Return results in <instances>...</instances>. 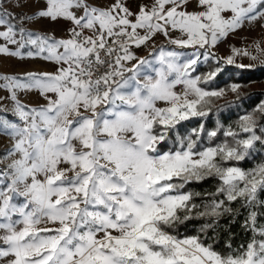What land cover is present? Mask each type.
<instances>
[{
  "label": "snow or ice",
  "instance_id": "6c2138e0",
  "mask_svg": "<svg viewBox=\"0 0 264 264\" xmlns=\"http://www.w3.org/2000/svg\"><path fill=\"white\" fill-rule=\"evenodd\" d=\"M257 20L264 0H0V57L55 65L0 62V264H264V161L239 164L264 146V102L215 146H200L201 126L161 147L224 94L201 86L218 70L193 75L201 59L219 63L212 48ZM42 21L65 34L29 27ZM157 35L192 51L156 47ZM231 51L227 64L257 59ZM208 180L211 192L190 188ZM194 219L199 234L179 236Z\"/></svg>",
  "mask_w": 264,
  "mask_h": 264
},
{
  "label": "trees",
  "instance_id": "16d2710c",
  "mask_svg": "<svg viewBox=\"0 0 264 264\" xmlns=\"http://www.w3.org/2000/svg\"><path fill=\"white\" fill-rule=\"evenodd\" d=\"M222 64L226 65V63L220 59L219 64L216 65L218 66ZM216 65L212 63V61H209L208 65H206L200 70L204 71L208 69V66L213 67ZM228 67H231V69H229L230 71H226L224 77L218 83L210 82L209 84H207L206 88L208 90L223 88L231 83L255 82L264 79V68L259 70H244L242 71L241 74L238 75L236 74V71H238L236 67L233 66H228ZM228 73H230L229 76H225ZM263 101H264V94L249 95L241 98L236 102L223 104L220 107V109L223 110H221L222 113H220L219 116L212 115L210 118L206 120L182 121L176 126L175 133L172 132L169 133L170 138L166 141L165 144L161 145V147L167 148L173 146L175 144V139L177 138V136H185V137L192 136L193 130L199 129L201 126H203L204 131L199 138L200 146L201 147H206L209 145L215 146V144L220 142L221 139H230L222 136L223 131L227 130L228 128L237 130V125L239 123L240 117L245 113L253 111ZM217 112L218 110L214 111V113ZM217 129H220L221 135L214 139L208 138L206 133ZM260 161H264V146L257 144L253 156L246 159L245 161L239 162V164L244 168H251ZM215 186H216L215 180H208L203 183L192 184L190 185V188L194 191L211 192L214 190ZM199 202H200V198H197V203ZM201 223L202 221L200 220H195V219L189 220L185 224L179 225L176 229V232L181 237L196 236L199 234V228Z\"/></svg>",
  "mask_w": 264,
  "mask_h": 264
},
{
  "label": "rangeland",
  "instance_id": "374dc122",
  "mask_svg": "<svg viewBox=\"0 0 264 264\" xmlns=\"http://www.w3.org/2000/svg\"><path fill=\"white\" fill-rule=\"evenodd\" d=\"M11 11L19 13V12H31L33 9L31 8H14L11 6V4L6 5ZM30 28L33 30H38V31H47L49 33H55L56 37L59 38L65 34V26L63 25H51L47 21H42L39 23H34L29 25ZM159 47V43H157V46ZM153 49L151 50V52ZM192 50H187L185 52L190 53ZM149 55V54H148ZM147 55V56H148ZM218 58V57H217ZM220 60V58H219ZM212 61V63L219 64L217 63L216 60L209 59L208 61H204L203 58L201 59L199 65L197 66V71L193 75L199 74V75H205L210 71H217V75L213 80L210 82L213 83H218L223 77L226 71H230L231 67H228L229 65L226 63L222 65H216V66H208V69L201 71L203 67L208 65V62ZM0 62H2V70L8 73H20L23 74L25 71H54L55 70V65L52 62L45 61L43 59L37 58V59H25L23 61L17 59V58H3L0 57ZM264 67H261V64L256 66V68L250 69V68H237L238 71H236V74H241L242 71L244 70H259ZM230 73H228L225 76H229ZM209 82V83H210ZM208 83V84H209ZM232 84H239L241 87L239 88L238 92H232L230 90V85ZM202 87H205L207 85H201ZM207 89V88H206ZM224 90V94L220 98H213L210 107V111L208 112L207 116H195V117H190L188 120H206L210 118L212 115L219 116L220 113H222L220 107L225 104V103H230V102H236L240 100L241 98L249 95H262L264 94V79L260 81H255V82H243V83H231L223 88H219ZM219 89H213V90H219ZM183 90V85H178L175 89L177 92H181ZM208 90V89H207ZM191 98V97H190ZM21 99L24 103L30 105V106H37L40 104H43L44 101L40 98L38 93H29V94H22ZM264 102V101H263ZM157 106H167L165 102H157ZM10 107V106H9ZM215 110H218L217 113H214ZM9 119H14V117L9 116ZM186 120V121H188ZM211 132V131H210ZM207 134V133H206ZM242 136H246L247 134L241 133ZM208 136V135H207ZM209 138V137H208ZM10 141L8 140L7 137L5 136H0V151H3L7 146H9ZM18 203L23 202V198H17Z\"/></svg>",
  "mask_w": 264,
  "mask_h": 264
},
{
  "label": "crops",
  "instance_id": "0c3cea01",
  "mask_svg": "<svg viewBox=\"0 0 264 264\" xmlns=\"http://www.w3.org/2000/svg\"><path fill=\"white\" fill-rule=\"evenodd\" d=\"M191 10V9H190ZM179 32L173 33V36H179ZM167 46L168 48H176L178 51H187L190 49H179L175 45H170L168 43V39L162 35H157L155 37V46ZM235 46L238 48L246 49L250 55H254L257 59L253 60L250 57H245L243 55L237 56L235 58L236 62L234 64H228L229 66H233L236 68H241L238 65H252V67H244V68H256L261 61H264V20H257L253 22H246L244 27L230 34L227 38H223L221 41L217 43V45L212 48V52L216 57L220 58L223 62L226 63V59L228 56L233 55L231 51V47ZM152 48H141L136 50L137 55L139 56H147L151 52Z\"/></svg>",
  "mask_w": 264,
  "mask_h": 264
}]
</instances>
